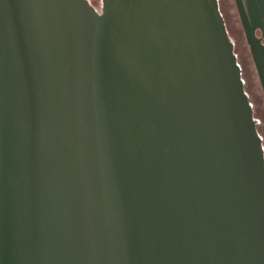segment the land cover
Returning a JSON list of instances; mask_svg holds the SVG:
<instances>
[{
  "label": "water",
  "instance_id": "water-1",
  "mask_svg": "<svg viewBox=\"0 0 264 264\" xmlns=\"http://www.w3.org/2000/svg\"><path fill=\"white\" fill-rule=\"evenodd\" d=\"M0 264H264V0H0Z\"/></svg>",
  "mask_w": 264,
  "mask_h": 264
}]
</instances>
